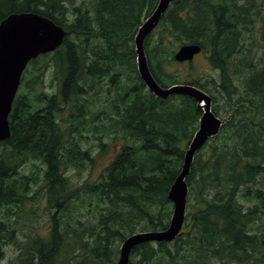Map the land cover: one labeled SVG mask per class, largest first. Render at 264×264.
I'll list each match as a JSON object with an SVG mask.
<instances>
[{
	"label": "trees",
	"instance_id": "trees-1",
	"mask_svg": "<svg viewBox=\"0 0 264 264\" xmlns=\"http://www.w3.org/2000/svg\"><path fill=\"white\" fill-rule=\"evenodd\" d=\"M157 4L0 0V22L35 13L65 30L58 49L28 63L8 117L10 136L0 142V259L15 231L8 213L21 203L34 212L43 204L49 221L47 237H27L19 248L23 264L114 263L126 238L168 227V192L201 112L190 97L153 96L139 78L134 36ZM175 44L200 46L219 72L213 82L225 113L235 111L194 155L182 234L136 246L128 264H264V0H172L146 37L149 70L162 88L182 83L207 93L198 79L170 70ZM49 67L52 94L40 80ZM29 68L31 81L24 78ZM101 94H111L103 105ZM82 139L97 142L98 157L120 142L95 180L75 178L95 160ZM26 164L32 175L22 171Z\"/></svg>",
	"mask_w": 264,
	"mask_h": 264
},
{
	"label": "water",
	"instance_id": "water-1",
	"mask_svg": "<svg viewBox=\"0 0 264 264\" xmlns=\"http://www.w3.org/2000/svg\"><path fill=\"white\" fill-rule=\"evenodd\" d=\"M171 1L158 0L153 13L139 26L134 36L136 70L140 80L154 96L162 100L176 95L190 97L196 102V109L201 112V116L198 129L185 151L180 174L168 192V200L172 204L168 227L163 231L140 232L126 238L119 248L118 260L113 264H128L131 250L138 245L168 243L180 235L188 195L185 180L189 175L195 152L216 137L226 121L212 113L211 100L203 91L190 85H173L162 89L156 84L147 67L144 40L157 27ZM64 37L65 30L62 27L35 13L11 14L0 22V142L10 136L8 117L28 63L41 55L54 52L61 46ZM200 51L199 45H182L174 54V60L178 63L191 62Z\"/></svg>",
	"mask_w": 264,
	"mask_h": 264
},
{
	"label": "rangeland",
	"instance_id": "rangeland-1",
	"mask_svg": "<svg viewBox=\"0 0 264 264\" xmlns=\"http://www.w3.org/2000/svg\"><path fill=\"white\" fill-rule=\"evenodd\" d=\"M145 19L146 18L141 19L142 22ZM143 46H144V43H143ZM181 46L175 44L173 47H171V49H174L173 59H174V54L177 52V50ZM144 53H145V50H144ZM145 57H146V55H145ZM42 64H45V62L43 61ZM47 64H51V62H48ZM146 64H147V67L149 69V64H148L147 58H146ZM170 70L178 72L179 76H181V78L183 80H189V79L190 80H192V79L196 80V79H198L200 83L206 84L207 93H205V94L208 95L210 100H211V107L213 105L212 102L214 99L213 103L215 104V107H217V110L219 111V114L217 117L220 119H226V121L230 119V117L233 115L235 109L234 110L232 109L230 112L225 113L227 111L225 109L229 108L228 105L226 104V101H225L226 98H224L220 95L221 94L220 89H219V92L217 93L215 83L213 82V81H215L216 83H219V72H217L216 70L212 69L209 66L205 56L202 53L198 54L194 58V60L192 61V67L191 68H189V66L187 65V62L178 63L174 60V64H172L170 66ZM51 73H52V71L49 67L48 69H46L43 72L42 76L40 77V80L42 81V88L48 94L54 93L55 88H56V84H57V82L52 78ZM32 74H34V72L32 71L31 68H29L28 72L26 73V75L24 77L25 80L31 81L32 77H33ZM177 85H187V84L180 83ZM110 97H111V94H107L106 97L104 94H101L99 96V102H101L103 105L110 99ZM103 100H105V102H102ZM224 113L226 114L225 117H224ZM95 124L98 126V125H100V122L98 121ZM104 124H107V122H104ZM196 129H198V123H197ZM220 129H221V127H220ZM219 132H220V130H219ZM81 134H82V137L84 139V136H86V135L90 136L92 134V130L83 131ZM77 135L78 134H75V137H77ZM83 139L81 140L82 150H86L87 148L93 149L91 152L92 153L91 155H94L95 160H94V164L92 167L87 168L86 170H83L81 172L82 175L81 176H75V178L78 180H95L97 178V176L100 174V172L104 169L106 164L111 160L112 156L116 153V151L120 145V142H117L114 145L110 144V148H109L107 154L102 155L101 157H98L96 155L97 154V147H98L97 142L94 139H88L85 142H83ZM101 139L105 142L109 141V138H107V137H102ZM200 150L196 151L195 154L197 152H199ZM34 170L35 169L31 164H26V166L23 168L22 171L25 172V174H27V175H32V171H34ZM75 171L76 170H74V172ZM29 187H33V185H29ZM40 192L41 191H39L38 193H40ZM243 203L245 204L246 207L248 206V203H246L245 201H243ZM21 204L19 205V207L12 206L11 207L12 211L10 209V211L8 213V216H10V217H8V221H11L13 223V228L15 229V231L13 232L12 239L6 240L5 243L3 244V256L0 259V264H23V258H22V256H20L19 248L26 243L27 237H32L31 239H33V238L35 239L36 237H47V226L49 225V221H48L46 214H45L46 210H45V208L43 209V207H42L43 204H41V206L38 207L35 212L29 206L28 207L25 206L22 209ZM186 214H187V204H186L184 222L186 219ZM181 234H182V230L180 232V235ZM179 236L177 238H179ZM121 244L118 245V248H120ZM133 259L135 260V258H133ZM70 264H75V263L71 262Z\"/></svg>",
	"mask_w": 264,
	"mask_h": 264
},
{
	"label": "bare ground",
	"instance_id": "bare-ground-1",
	"mask_svg": "<svg viewBox=\"0 0 264 264\" xmlns=\"http://www.w3.org/2000/svg\"><path fill=\"white\" fill-rule=\"evenodd\" d=\"M132 20V19H131ZM188 37V36H187ZM98 70V69H97ZM154 79V78H153ZM155 81V80H154ZM156 82V81H155ZM156 84L160 87V88H162L157 82H156ZM146 87V86H145ZM147 89V88H146ZM162 89H165V88H162ZM150 92V91H149ZM151 93V92H150ZM152 94V93H151ZM153 95V94H152ZM154 96V95H153ZM156 97V96H155ZM158 98V97H157ZM160 99V98H159ZM185 182H186V180H185ZM187 197H188V195H187ZM152 243H154V242H152ZM162 243V242H161Z\"/></svg>",
	"mask_w": 264,
	"mask_h": 264
}]
</instances>
